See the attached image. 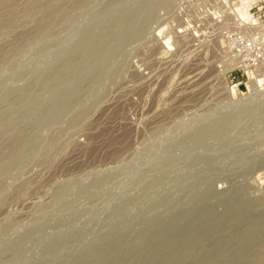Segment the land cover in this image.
<instances>
[{"label": "rangeland", "instance_id": "1", "mask_svg": "<svg viewBox=\"0 0 264 264\" xmlns=\"http://www.w3.org/2000/svg\"><path fill=\"white\" fill-rule=\"evenodd\" d=\"M220 1L0 0V264H264V0Z\"/></svg>", "mask_w": 264, "mask_h": 264}, {"label": "bare ground", "instance_id": "2", "mask_svg": "<svg viewBox=\"0 0 264 264\" xmlns=\"http://www.w3.org/2000/svg\"><path fill=\"white\" fill-rule=\"evenodd\" d=\"M81 1V0H80ZM83 1V0H82ZM85 1V0H84ZM90 0H88V2H89ZM233 1H235V0H233ZM254 0H236V3H234V5H233V3H231L232 2V0H222V1H220V2H225V3H230L229 5H230V11H232L233 12V14H234V16H236V18H237V20L238 21H240V22H244V23H251L252 21H254V17L252 16V13H251V11H250V8H251V5H252V2H253ZM87 2V3H88ZM137 3V2H136ZM114 4V3H113ZM227 4V5H228ZM137 9V8H136ZM101 10V9H100ZM99 10V11H100ZM122 12H124V11H122ZM126 12V11H125ZM134 12V11H133ZM143 12V11H142ZM231 12V13H232ZM98 13H100V12H98ZM95 14V13H94ZM130 14V13H129ZM142 15V14H141ZM120 16V15H119ZM133 16V15H132ZM96 17V16H95ZM236 18H235V20H236ZM118 19V18H117ZM127 19V18H126ZM100 22V21H99ZM101 24V23H100ZM134 25V24H133ZM99 26V25H98ZM114 26H115V24H114ZM100 28V27H99ZM165 28V27H164ZM98 29V28H97ZM111 29H112V27H111ZM111 29H109V31L111 30ZM102 30V29H101ZM119 30V29H118ZM160 32L159 33H161L162 32V30H163V28H161V29H158ZM89 31V30H88ZM117 31V30H116ZM122 31H124V28H123V30ZM165 31V30H164ZM137 32H138V30H137ZM145 32V31H144ZM95 33V32H94ZM111 33H113V32H111ZM127 33V32H126ZM158 34V33H157ZM129 35V34H128ZM134 35V34H133ZM82 36V35H81ZM102 36V35H101ZM125 36V35H124ZM161 36V35H160ZM131 37V36H130ZM170 36H168V37H166V38H164V41H163V43H165L168 47L171 45L170 44V40H172V39H170L169 38ZM127 38V37H126ZM91 39V38H90ZM110 39V38H109ZM162 39V38H161ZM126 40V39H125ZM125 40H123V41H125ZM127 40H129V39H127ZM90 41V40H89ZM98 41V40H97ZM122 41V40H121ZM83 42V41H82ZM87 42V41H86ZM76 43V42H75ZM116 43V42H115ZM125 43V42H124ZM172 43V42H171ZM104 44V43H103ZM96 45V44H95ZM100 46V45H99ZM102 46V45H101ZM88 47V46H87ZM105 48V47H104ZM76 49V48H75ZM78 49H79V47H78ZM77 49V50H78ZM90 50H92V49H90ZM116 50V49H115ZM119 52V51H118ZM79 53V52H78ZM90 53V52H89ZM81 54V53H80ZM107 54V53H106ZM120 54V53H119ZM83 55V54H82ZM113 55V54H112ZM114 56V55H113ZM118 56V55H117ZM107 58V57H106ZM106 64V63H105ZM105 67V66H104ZM81 68V67H80ZM79 71V70H78ZM100 73V72H99ZM112 73V72H111ZM71 76V75H70ZM94 78V77H93ZM62 80V79H61ZM71 80V79H70ZM88 80V79H87ZM262 80V79H261ZM99 81V80H98ZM260 81V80H259ZM85 83V82H84ZM87 83V82H86ZM81 84V83H80ZM79 84V85H80ZM257 84V83H256ZM89 85V84H88ZM237 85V84H236ZM69 86V85H68ZM76 86V85H75ZM62 88H63V86H61ZM84 87V86H83ZM76 88H78V87H76ZM82 88V87H81ZM60 89V88H59ZM96 89V88H95ZM231 89H232V91H235V89H236V86H231ZM66 93V92H65ZM64 93V94H65ZM85 93V92H84ZM63 94V93H62ZM74 94V93H73ZM83 94V93H82ZM89 95V94H88ZM82 96V95H81ZM56 101V100H55ZM53 105V104H52ZM30 109V108H29ZM39 114V113H38ZM54 115V114H53ZM52 115V116H53ZM18 116V115H17ZM49 116V115H48ZM3 117V116H2ZM6 117H7V115H6ZM4 120V119H3ZM43 120V119H42ZM40 123V122H39ZM35 124V123H34ZM26 138V137H25ZM30 141V140H29ZM28 149V148H27ZM29 156V155H28ZM24 157V156H23ZM22 158V157H21ZM16 160V159H15ZM18 162V161H17ZM11 163H13V162H11ZM5 165V164H4Z\"/></svg>", "mask_w": 264, "mask_h": 264}, {"label": "built area", "instance_id": "3", "mask_svg": "<svg viewBox=\"0 0 264 264\" xmlns=\"http://www.w3.org/2000/svg\"><path fill=\"white\" fill-rule=\"evenodd\" d=\"M263 7H264V6H263ZM247 44H248V43H245V44L243 45V47H246V46H247Z\"/></svg>", "mask_w": 264, "mask_h": 264}]
</instances>
